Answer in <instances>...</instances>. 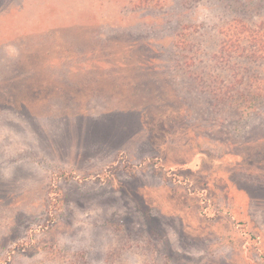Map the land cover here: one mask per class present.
Here are the masks:
<instances>
[{
    "label": "rangeland",
    "instance_id": "obj_1",
    "mask_svg": "<svg viewBox=\"0 0 264 264\" xmlns=\"http://www.w3.org/2000/svg\"><path fill=\"white\" fill-rule=\"evenodd\" d=\"M235 22L264 32V0H0V264H264V50Z\"/></svg>",
    "mask_w": 264,
    "mask_h": 264
},
{
    "label": "trees",
    "instance_id": "obj_2",
    "mask_svg": "<svg viewBox=\"0 0 264 264\" xmlns=\"http://www.w3.org/2000/svg\"><path fill=\"white\" fill-rule=\"evenodd\" d=\"M235 23L237 24L235 27H238L240 25L239 22H235ZM238 28H243V29H246V30L236 31L235 30L236 28H235V29H233V31H230V32H235V33H232V35H230V40H228L229 43L234 44L235 42H240V39L242 38V35H244V33H246V34H248V36L245 37V38L243 37L242 38L243 40L246 39V42H258V43H260L262 45V48L264 50V32H259V30H257V29H260V28L252 29L248 25L246 27L241 26V27H238ZM238 32H239V34H238ZM261 54L264 55V52L263 53L261 52ZM259 96H263L264 97V95H259Z\"/></svg>",
    "mask_w": 264,
    "mask_h": 264
}]
</instances>
